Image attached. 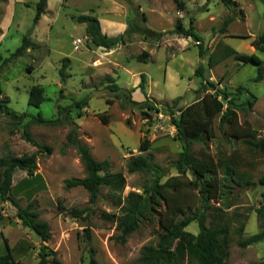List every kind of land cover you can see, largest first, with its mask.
Wrapping results in <instances>:
<instances>
[{
  "label": "rangeland",
  "instance_id": "obj_1",
  "mask_svg": "<svg viewBox=\"0 0 264 264\" xmlns=\"http://www.w3.org/2000/svg\"><path fill=\"white\" fill-rule=\"evenodd\" d=\"M234 1L237 8L231 12L221 0H181L184 10L174 0H48L45 14L29 37L31 47L3 65L0 102L6 101L11 110L27 116L13 120L0 114V158L35 154L37 162L32 175L15 171L10 196L23 208L35 203L40 220L50 226L52 237L44 244L57 253L62 264H90L91 247L98 264H143V249L157 245L159 219L140 222L122 240L118 221L125 197L130 192L142 193L156 178L153 174L129 173L127 163L132 157L151 155L153 163L166 170L161 183L179 175L175 164L182 145L173 119L180 109L203 96L200 79L195 76L199 65L205 67L206 80L219 92L226 89L232 93L240 123L250 124L256 140L264 136V80L256 81L259 66L243 64L237 57L256 55L264 69V52L251 46L264 33V0ZM38 2L0 0V64L21 46L33 26ZM85 16L96 18L106 36L131 32L125 35L123 45L97 47L86 33V24L79 20ZM229 17L233 21L226 24ZM178 21L185 27L192 23L201 38L203 57L195 38L172 33ZM66 58L69 66L63 80L60 70ZM142 74L146 76L149 103L156 110L144 105L147 99L139 88ZM115 85L118 90L109 88ZM34 86L44 90L45 101L39 108L29 105ZM177 98L180 101L174 107L172 102ZM80 101L86 105L71 110L77 136L90 147L95 159L110 161L111 172L122 173L126 180L122 194L105 187L93 205L84 188L66 186V181L83 179L87 173L76 148L67 145L74 124H69L65 112L60 114L59 110ZM224 104L226 108L228 103ZM37 115L63 121L56 126L29 123L31 116ZM103 116L108 117L106 125L100 119ZM214 126L216 138L207 148L192 144L193 157L200 163L198 172L206 177L220 175L217 154L236 153L247 160L239 169L255 185L234 190L226 200L239 197L229 209L213 201L208 226L228 227L231 245L227 264H262L264 241L248 247L240 246V242L262 232L257 211L264 192V158L253 155L242 140L221 131L219 119ZM27 130L38 147L26 140ZM142 142L150 143L148 151H140ZM44 147L51 151L42 150ZM3 171L0 168V184ZM186 176L195 179L191 171ZM73 210L86 211L81 217H73ZM188 216H179L176 221ZM87 229L92 235L91 246ZM186 230L198 235V222H192ZM6 240L19 264L40 263L42 241L18 218L13 203L0 199V255Z\"/></svg>",
  "mask_w": 264,
  "mask_h": 264
},
{
  "label": "trees",
  "instance_id": "obj_2",
  "mask_svg": "<svg viewBox=\"0 0 264 264\" xmlns=\"http://www.w3.org/2000/svg\"><path fill=\"white\" fill-rule=\"evenodd\" d=\"M178 8L184 10L181 0H174ZM225 7L234 12L237 8V2L234 0H221ZM48 0H39L36 5V16L33 20L32 28L23 37L22 44L9 58L0 64V72L3 65L12 62L18 57L23 56L31 47L29 37L33 34L36 26L45 14ZM80 22L86 24V33L92 43L97 47L112 49L123 45L126 42L125 35L131 31L127 30L125 34L117 37H109L101 32L100 23L93 17H81ZM233 21L232 17L226 20V24ZM174 34L184 35L195 38L199 42L200 56L205 55L201 46V38L195 33L192 23L185 27L181 21H178L172 31ZM251 46L259 52H264V33L253 40ZM146 55V54H145ZM238 59L243 64L254 63L259 66L257 82L264 80L263 61L256 55H239ZM143 59V56L138 58ZM218 63V62H217ZM211 64V62H210ZM215 66V64H213ZM69 66V60H63L60 75L65 80L67 78L66 69ZM195 76L200 79L201 92L203 96L198 98L189 106L179 110L178 117L173 119V124L177 130V139L181 142L182 151L175 166L179 172L176 177H171L164 183L161 178L166 175L164 168L153 163L152 156L132 157L127 163L129 173L141 172L153 174L156 178L152 185L146 187L142 193L130 192L124 199V205L121 208L123 215L118 221V227L122 231V240L133 233L145 220L159 219L160 229L158 231V243L156 246L149 245L143 249L141 261L143 264H227L230 256L231 239L228 227L211 228L208 226V215L213 209V201H217L224 209L235 206V201L228 202L226 199L237 188L249 187L255 185L249 175L241 172L239 167L248 163L247 160L240 158L236 153L226 154L219 152L217 154V167L221 174H214L210 177L201 175L198 172L199 161L193 157L192 144L200 143L208 147L209 142L216 138L214 124L219 119V129L227 135L242 140L253 155H261L264 158V136L256 140V131L250 127L248 122L240 123L237 111L233 107L232 93L226 89L219 90L215 84L207 81L205 78V67L199 65L195 71ZM111 79V78H108ZM115 81L111 79V83ZM110 89L118 90V86H109ZM141 92L146 97L144 105L148 110H156L151 106L146 93V76L141 75L139 84ZM211 90V91H210ZM222 98V100H221ZM45 101L44 90L39 86H34L30 90L29 105L39 108ZM180 98L173 100L172 105L177 107ZM224 101L228 103L225 108ZM134 104H138L132 101ZM249 107H253L252 102H247ZM86 105L85 101L75 102L74 106L60 108L59 113L65 112L64 118L73 125L71 132L67 136V145L76 148L86 169V177L83 179H72L66 181L68 188L82 187L90 197V203L93 205L101 196L103 188L112 192L122 194L126 188V180L122 173H112V164L108 160L98 161L92 155L90 147L77 136V125L71 117L73 108L82 109ZM0 114H5L13 120H22L27 115H19L7 106V102H0ZM173 114V113H172ZM63 118V119H64ZM103 124H108V117L100 118ZM62 119L56 120L44 119L41 115L31 116V124H42L46 126H56L62 123ZM130 123V122H129ZM25 137L28 142L38 147V144L32 139L30 133L25 131ZM149 142H142L140 151H148ZM42 150L51 151L48 147ZM0 168H3V180L0 184V199L2 201H11L17 208V216L23 224L42 241L39 250V264H62L57 258V253L50 250L47 243L51 240L50 226L45 221L40 220V213L37 211L35 203H30L25 208L13 200L10 192L13 184L15 171H26L29 175L37 169L36 155L8 156L0 158ZM187 171H191L195 179L187 178ZM197 193V194H195ZM262 206L257 211L258 219L261 223L262 232L248 240L241 241L240 246L248 247L259 241H264V192L261 195ZM121 203V202H120ZM203 206L198 208L197 205ZM220 206V208H222ZM60 210L64 209L62 206ZM86 210H73V217H81ZM188 216L181 222H177L179 216ZM194 221L198 222L199 234L195 235L186 230ZM86 238L91 246L92 235L89 229L86 230ZM5 251L0 255V264H19L13 258L8 241H5ZM90 264H98L95 259V250L91 247ZM52 257V261L50 258ZM264 264V261L263 263Z\"/></svg>",
  "mask_w": 264,
  "mask_h": 264
},
{
  "label": "built area",
  "instance_id": "obj_3",
  "mask_svg": "<svg viewBox=\"0 0 264 264\" xmlns=\"http://www.w3.org/2000/svg\"><path fill=\"white\" fill-rule=\"evenodd\" d=\"M78 42L80 43L81 41L79 40Z\"/></svg>",
  "mask_w": 264,
  "mask_h": 264
}]
</instances>
